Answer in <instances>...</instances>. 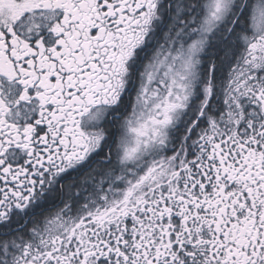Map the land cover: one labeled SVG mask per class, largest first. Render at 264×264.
<instances>
[{"label":"snow or ice","instance_id":"obj_1","mask_svg":"<svg viewBox=\"0 0 264 264\" xmlns=\"http://www.w3.org/2000/svg\"><path fill=\"white\" fill-rule=\"evenodd\" d=\"M0 264H264V0H0Z\"/></svg>","mask_w":264,"mask_h":264}]
</instances>
